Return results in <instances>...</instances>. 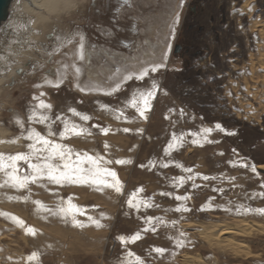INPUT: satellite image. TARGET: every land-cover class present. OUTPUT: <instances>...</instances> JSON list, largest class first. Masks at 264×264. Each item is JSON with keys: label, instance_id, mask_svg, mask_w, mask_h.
Masks as SVG:
<instances>
[{"label": "rangeland", "instance_id": "1", "mask_svg": "<svg viewBox=\"0 0 264 264\" xmlns=\"http://www.w3.org/2000/svg\"><path fill=\"white\" fill-rule=\"evenodd\" d=\"M102 2L93 9L92 0H56L55 10L37 28L35 12L23 9L29 3L13 0L9 16L1 24L0 78L5 80L0 85V140L17 139L15 143L0 142V153L26 150L27 141L13 113L19 114L27 128L30 106L38 102L33 100L35 95L52 105L53 119L63 114L92 132L89 137L63 143L113 161H130L108 165L124 185L119 195L87 186H29L30 201L41 200L49 206L56 202L50 190L65 198L73 195V202L86 208V215L77 217L86 224L87 216L106 213L102 223L107 226L102 228H76L55 217L43 220L31 202L7 198L29 195L27 191L0 188V211L15 213L37 229V236H27L23 228L4 217L16 227V240L33 243L25 257L35 250L41 261L31 264H136L134 257H128L131 252L144 264H184L180 255L186 253L200 256L203 264H264V214L243 211L264 208V170L258 168L264 166V0H116L117 25L110 27L103 18ZM120 32L122 44L116 45ZM74 33L83 35V59L78 58L80 37ZM65 36L70 43L61 42ZM176 44L180 46L177 52ZM61 64L68 65L63 69L64 82L59 87L45 83L56 78ZM150 64L162 66L143 80H123L134 69ZM72 65L80 68L78 76ZM122 80L118 91L105 94ZM153 82L157 87L151 108L146 118L140 117L126 102L134 93L150 89ZM78 84L96 85L101 90L82 92ZM69 108L91 119L81 121ZM117 109L127 119H117ZM32 127L45 131L39 124ZM54 127L58 132L63 125L57 121ZM101 128L111 131L105 135ZM124 128L131 131L126 133ZM205 128L211 131L205 134ZM174 136H183V142L174 141L176 146L166 154ZM105 142L110 145L107 152ZM181 176L186 182L176 186L175 178ZM189 176L193 179L188 180ZM137 188L142 189L141 198L159 207L129 208L126 201ZM177 195L189 198L177 201ZM180 205L190 211H175ZM146 217H159L167 223L153 221L156 230L145 231L150 228ZM246 221L254 228L230 236L242 244L238 255L208 241L209 234L215 235L224 224ZM180 231L187 242L177 248L174 239ZM136 233L139 239L123 243L118 239ZM203 234L209 236L203 238ZM154 247L167 251L160 255Z\"/></svg>", "mask_w": 264, "mask_h": 264}, {"label": "snow or ice", "instance_id": "2", "mask_svg": "<svg viewBox=\"0 0 264 264\" xmlns=\"http://www.w3.org/2000/svg\"><path fill=\"white\" fill-rule=\"evenodd\" d=\"M179 16L177 14L176 20L178 21ZM74 35H79L80 43L77 48L78 58L83 59V35L81 33H74ZM62 43H70V37H62ZM58 50V48L54 49ZM50 55V54H49ZM166 58V57H165ZM160 64H150L148 66L141 65L139 68L134 69L128 75L123 77V80H129L133 77L137 80H143L149 75V72H156ZM68 67V65L61 64L57 69V76L54 80H46L45 83L52 84L53 86L59 87L60 84L64 82L66 78V73L63 69ZM75 68V73L79 75L80 68L72 65ZM23 71V70H21ZM115 84V87L111 88V91L105 94L111 95L112 93L118 91L122 84ZM40 87V85H36ZM79 90L84 91H98L99 89L96 85H80L78 84ZM157 85L155 82L152 83L150 89L145 91L136 92L133 94L132 98L126 102V106L133 107L139 113L140 117H144L147 110L151 108V100L155 97V89ZM44 93H40L43 96ZM34 101L37 103L30 106L29 115L27 116L28 127L25 128L24 120L17 113H13V120L15 124L21 129V136L27 141L26 150L22 152H17L14 154L0 153V188L9 187L17 192L25 190L29 195H18V196H8L10 200H17L23 203L31 202L34 205L33 211L36 212L39 217L43 220H47L50 217L57 218L62 224H71L76 228H84L87 225L95 226L96 228L106 227L107 225L102 223V220L106 218L107 214L101 212L99 216H87V224L84 220L78 219V216L86 215V208L82 205H78L73 202V195H69L67 198L60 195L58 191L50 190L52 195L56 197V202L53 206L45 204L41 200H31L30 185H37L39 187H45L46 185H55L59 187H64L68 185L76 186H87L95 191H104L105 189L113 190L116 194H121L124 190V185L118 177L117 172L109 167L108 165L112 163L116 164H126L130 163L126 159H116L115 161L106 158V156L99 154L95 151H77L73 149L70 145L63 143L62 141L71 138L89 137L92 135L91 130L84 126L83 124L77 123L76 121L70 119L68 116L63 114H57L55 119L50 115L52 105L46 103L43 99L38 96H33ZM107 108V106H104ZM68 111L73 115L79 117L81 121L87 122L91 119L90 116L84 113H79L76 109L69 108ZM119 115L116 116L117 119L124 118L123 110H116ZM59 121L63 127L57 132L55 130V123ZM33 124H39L44 127L45 131H37ZM97 127V126H93ZM220 128V125H216ZM101 132L105 135L111 131L110 128H101ZM124 132H129L131 129L124 128ZM139 131V130H138ZM210 128L203 129V132L207 134L210 132ZM59 137V140L56 137ZM17 138H11L7 143H15ZM174 141L183 142V136H174L173 141H170L165 148V153H169L170 150L174 149L176 146ZM192 143H197V140L193 139ZM105 152L110 149V145L105 142L104 144ZM154 167L155 164L150 162ZM26 165V167H24ZM162 167H167V164H162ZM243 166V165H242ZM143 167V165H141ZM190 171V169H186ZM253 171L255 169L253 168ZM188 180L193 179V177H187ZM203 179L208 180V176H204ZM176 186H182L186 182V178L181 176L175 178ZM142 189L137 188L135 191L129 194L126 204L129 208L140 209L159 207V205L153 204L150 200H146L140 197ZM161 195L170 196L172 193H162ZM264 195V193H262ZM185 196H175L177 201H184L188 199ZM240 209L238 208L237 211ZM177 212H187L190 211L187 207L180 205L175 208ZM243 211H256L264 214V208L262 209H249L244 208ZM0 215H4L10 218L14 223L23 228L26 234L36 235L37 229L27 226L25 222L19 217L11 213H4L0 211ZM146 221L150 224V228H146L145 231L151 230L155 231L156 226L153 221L165 225L167 222L159 217H146ZM173 227L176 226L177 222L175 220L171 221ZM118 239L121 242L126 240L139 239V233H136L133 237H123L120 236ZM186 239L182 231L178 232L174 239V243L177 248H182L185 246ZM156 253L163 255L167 250L160 247H154L152 249ZM129 259L135 258L136 264H144L140 257L135 256L134 253H128ZM28 264L39 259V253L33 251L26 258Z\"/></svg>", "mask_w": 264, "mask_h": 264}, {"label": "bare ground", "instance_id": "3", "mask_svg": "<svg viewBox=\"0 0 264 264\" xmlns=\"http://www.w3.org/2000/svg\"><path fill=\"white\" fill-rule=\"evenodd\" d=\"M13 1V0H12ZM15 1V0H14ZM28 4L23 5V9L25 10V12H29V13H34L36 14V19L34 20V24L37 28H40V25L45 21V18H48L46 15L52 13L55 9H54V3L56 0H26ZM18 2V0H17ZM20 2V1H19ZM25 2V1H24ZM58 4V2H56ZM15 4V3H14ZM23 4V3H22ZM16 5V4H15ZM14 7V6H13ZM10 8V7H9ZM17 8V7H16ZM22 8V7H21ZM15 9V8H13ZM43 13H46L45 15H43ZM19 14V13H18ZM12 15V14H11ZM9 16V14H8ZM8 16L6 17V19L8 18ZM30 16V15H29ZM5 19V20H6ZM32 22V21H31ZM1 26V25H0ZM34 27V26H33ZM11 49V48H10ZM31 49V48H30ZM15 51V50H13ZM23 55V54H22ZM21 55V56H22ZM24 56V55H23ZM26 58V57H25ZM29 58V57H28ZM24 59V58H23ZM22 59V60H23ZM21 60V59H20ZM21 60V61H22ZM18 68V67H17ZM12 73L10 72L9 76ZM5 80V78H0V85H2L3 81ZM4 138V137H1ZM1 141V140H0ZM7 141V140H6ZM9 144V143H8ZM9 146V145H8ZM6 147V146H5ZM2 149V147L0 148ZM258 168L264 170V166L261 165ZM2 203V202H0ZM4 206V205H3ZM6 208V207H5ZM9 210V209H8ZM3 212H5L3 210ZM9 212V211H8ZM13 213V212H12ZM15 214V213H14ZM6 216H1L0 215V264H28V262L26 261V249L28 247H31V245H33L32 242H30L28 239L25 240L24 242H20L18 240H16L17 238L16 236V227L14 226H10L9 224H7L5 222V218ZM7 218V217H6ZM9 220V219H8ZM233 222V221H232ZM231 223V222H230ZM229 223V224H230ZM240 223V222H239ZM236 223V224H230L228 226H226L224 224V228L222 227L218 233H216L214 235V233H210L208 234H203V238H205L207 235L211 238H209L208 241H213L214 244H217L220 246H226L228 248L231 249V251L238 255L239 253V247L242 245L240 243H238L237 241H234L230 236L232 234H239V233H247L248 230L254 228L252 223L249 222H242V223ZM15 225V223H12ZM11 224V225H12ZM21 231V230H20ZM42 232V231H41ZM204 232V231H202ZM199 232V233H202ZM26 233V232H25ZM206 233V232H205ZM249 233V232H248ZM18 235V234H17ZM25 235V234H24ZM28 236V234H26ZM40 235V234H39ZM202 235V234H201ZM213 237H212V236ZM37 236V235H36ZM43 235H40V237ZM45 236V233H44ZM215 236V237H214ZM23 237V236H22ZM21 237V238H22ZM35 238V237H34ZM33 238V239H34ZM38 238V237H37ZM36 238V239H37ZM42 238V237H41ZM45 239V238H44ZM32 240V239H31ZM39 240V239H38ZM35 240V241H38ZM47 240V239H46ZM49 241V240H48ZM41 243V242H40ZM208 243V242H207ZM36 244V243H35ZM39 244V243H38ZM42 244V243H41ZM213 244V245H214ZM216 245V246H217ZM36 247V245H34ZM38 246V245H37ZM52 247V245H50ZM215 246V245H214ZM44 247V245H43ZM39 248V247H36ZM47 249V248H46ZM50 249V248H49ZM53 249V248H52ZM223 249V248H222ZM225 249V248H224ZM41 250V249H40ZM29 251V250H28ZM33 251V250H32ZM35 251V250H34ZM39 251V250H38ZM46 251V250H45ZM44 251V252H45ZM246 251V250H245ZM247 252V251H246ZM245 252V253H246ZM43 253V252H42ZM61 254V253H60ZM186 254V253H185ZM182 254L180 255V260L181 262H183L184 264H203V260L201 259L200 256H190ZM29 255V254H28ZM43 256V255H42ZM45 257V256H44ZM60 258V256H59ZM65 259V258H64ZM40 260V259H39ZM45 260V259H44ZM41 261V260H40ZM59 261V260H57ZM63 261V260H62ZM54 262V261H53ZM64 262V261H63ZM66 262V260H65ZM38 263V261H37ZM56 263V262H55ZM61 263V262H60ZM70 263V262H68ZM58 264V262L56 263Z\"/></svg>", "mask_w": 264, "mask_h": 264}, {"label": "flooded vegetation", "instance_id": "4", "mask_svg": "<svg viewBox=\"0 0 264 264\" xmlns=\"http://www.w3.org/2000/svg\"><path fill=\"white\" fill-rule=\"evenodd\" d=\"M100 0H92V4L91 7L93 9H95V3H97L99 5ZM116 0H103L102 2V7L104 8V16L103 18L106 20V23L109 25H115L114 23H116L117 25V15H118V9L116 7L115 4ZM99 9H97V11H95L96 13L98 12ZM96 15V14H95ZM108 17V18H107ZM51 40H53V37H51ZM122 44V34L120 32V34L117 35L116 39H115V44ZM116 44V45H117ZM30 67V65H27V67ZM21 70H18V72H20ZM22 73H25V71H23ZM48 73H51V71L49 70Z\"/></svg>", "mask_w": 264, "mask_h": 264}, {"label": "water", "instance_id": "5", "mask_svg": "<svg viewBox=\"0 0 264 264\" xmlns=\"http://www.w3.org/2000/svg\"><path fill=\"white\" fill-rule=\"evenodd\" d=\"M12 0H0V25L5 21L6 17L9 14V7ZM1 29V26H0ZM179 44H176L174 47V51L177 52L179 50Z\"/></svg>", "mask_w": 264, "mask_h": 264}]
</instances>
